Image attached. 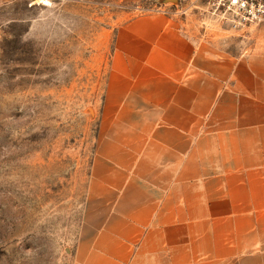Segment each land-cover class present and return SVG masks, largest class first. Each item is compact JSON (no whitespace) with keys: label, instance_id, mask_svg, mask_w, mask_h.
Returning <instances> with one entry per match:
<instances>
[{"label":"crops","instance_id":"obj_1","mask_svg":"<svg viewBox=\"0 0 264 264\" xmlns=\"http://www.w3.org/2000/svg\"><path fill=\"white\" fill-rule=\"evenodd\" d=\"M176 6L115 33L72 264H264V26L234 52Z\"/></svg>","mask_w":264,"mask_h":264},{"label":"rangeland","instance_id":"obj_2","mask_svg":"<svg viewBox=\"0 0 264 264\" xmlns=\"http://www.w3.org/2000/svg\"><path fill=\"white\" fill-rule=\"evenodd\" d=\"M46 1L0 2V264H72L115 33L138 14L178 4ZM178 8L211 17V36L234 52L257 46L264 26L223 25L208 0Z\"/></svg>","mask_w":264,"mask_h":264},{"label":"built area","instance_id":"obj_3","mask_svg":"<svg viewBox=\"0 0 264 264\" xmlns=\"http://www.w3.org/2000/svg\"><path fill=\"white\" fill-rule=\"evenodd\" d=\"M208 4L213 18L236 30L264 21V0H208Z\"/></svg>","mask_w":264,"mask_h":264},{"label":"water","instance_id":"obj_4","mask_svg":"<svg viewBox=\"0 0 264 264\" xmlns=\"http://www.w3.org/2000/svg\"><path fill=\"white\" fill-rule=\"evenodd\" d=\"M166 2H178L179 0H164Z\"/></svg>","mask_w":264,"mask_h":264},{"label":"bare ground","instance_id":"obj_5","mask_svg":"<svg viewBox=\"0 0 264 264\" xmlns=\"http://www.w3.org/2000/svg\"><path fill=\"white\" fill-rule=\"evenodd\" d=\"M46 1V0H45ZM47 2V1H46Z\"/></svg>","mask_w":264,"mask_h":264}]
</instances>
